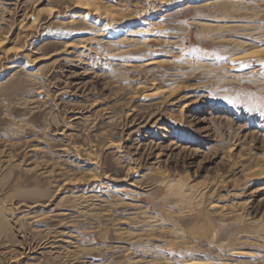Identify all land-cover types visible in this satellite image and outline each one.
<instances>
[{"label":"rangeland","instance_id":"374dc122","mask_svg":"<svg viewBox=\"0 0 264 264\" xmlns=\"http://www.w3.org/2000/svg\"><path fill=\"white\" fill-rule=\"evenodd\" d=\"M79 1L0 0V264H264V0Z\"/></svg>","mask_w":264,"mask_h":264},{"label":"bare ground","instance_id":"6f19581e","mask_svg":"<svg viewBox=\"0 0 264 264\" xmlns=\"http://www.w3.org/2000/svg\"><path fill=\"white\" fill-rule=\"evenodd\" d=\"M77 1V0H76ZM81 1V0H80ZM79 1V2H80ZM154 1V0H153ZM89 2V1H88ZM95 2V1H94ZM94 2L93 1H91V2H89V3H92V4H94ZM152 2V1H151ZM85 3V2H84ZM154 2H152V4H153ZM81 4V3H80ZM89 5V4H88ZM151 7V6H150ZM84 8V7H83ZM110 8V7H109ZM108 8V9H109ZM112 8V7H111ZM111 8H110V10H104V8H103V10H101V8H100V6L99 5H95L94 6V8H93V13L94 14H96V16H98V18L96 19V23L97 22H100V20L101 19H104V20H106V22L105 23H103V26L104 27H107V26H110V25H112V23H115V15H114V12H116V11H114V12H112L111 11ZM113 9H115L114 7H113ZM131 12V11H130ZM118 14V13H117ZM85 15V14H84ZM82 17V16H81ZM93 17H95V16H93ZM126 17V16H125ZM142 17V16H141ZM117 18V17H116ZM116 23H118V22H116ZM143 25H145V27L143 28L144 30H146L147 29V27L149 26V24H150V21L149 20H144L143 21V23H142ZM102 26V27H103ZM108 28V27H107ZM149 28V27H148ZM106 29V28H105ZM130 28L128 27V26H124V27H122L121 29H119L118 31H117V35H119V34H121V33H123V32H126V31H128ZM141 32V31H140ZM145 32V31H144ZM86 33V32H85ZM83 46V45H82ZM259 51H264V48H261V49H258V50H256V52L257 53H259ZM254 53V54H257V53ZM260 54H263L262 52L260 53ZM240 58V57H239ZM149 63H154L153 61H151V62H149ZM158 64V63H157ZM234 70V69H233ZM153 84V83H152ZM158 94V93H157ZM148 95V94H147ZM146 95V96H147ZM55 97V96H54ZM144 97V96H143ZM149 97V96H148ZM188 106V105H187ZM183 118V117H182ZM253 140V139H252ZM150 142H153V141H150ZM152 144V143H151ZM151 144H149V146H150V148L152 147V145ZM171 144V143H170ZM179 144V143H178ZM154 146V148H157V143L156 144H154L153 145ZM169 146V145H168ZM167 146V147H168ZM165 150H166V148H165ZM171 152V151H170ZM158 156H160V154H159V152L156 154V157H158ZM131 158V157H130ZM254 175H260V174H254ZM213 207V206H212ZM201 262V261H200ZM206 263V262H205ZM193 264H194V262H193Z\"/></svg>","mask_w":264,"mask_h":264},{"label":"snow or ice","instance_id":"6c2138e0","mask_svg":"<svg viewBox=\"0 0 264 264\" xmlns=\"http://www.w3.org/2000/svg\"><path fill=\"white\" fill-rule=\"evenodd\" d=\"M193 51H196V49H194ZM253 63H259L261 67H264V61H255L254 58L249 60L233 61L234 66L240 65L243 67H251ZM229 102L231 103L232 101Z\"/></svg>","mask_w":264,"mask_h":264}]
</instances>
